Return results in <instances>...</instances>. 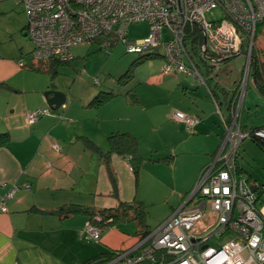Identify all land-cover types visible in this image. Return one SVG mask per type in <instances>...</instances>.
<instances>
[{
	"label": "crops",
	"instance_id": "obj_1",
	"mask_svg": "<svg viewBox=\"0 0 264 264\" xmlns=\"http://www.w3.org/2000/svg\"><path fill=\"white\" fill-rule=\"evenodd\" d=\"M5 16L12 22L8 31L12 32L10 37L14 34L21 39L19 31H22L23 37L28 39L27 15L21 1H0V17ZM25 38L24 45L15 38H11L6 46L0 40V135L9 136L7 144L0 146V201L14 185L18 187L15 195L5 201L7 211L3 212L0 208V264H91L102 254L137 247L141 236L134 221L106 226L101 241L94 244L83 240L86 224L91 220L89 214L63 216L46 212L69 204L88 207L96 212L117 209L121 202L138 201L146 206L149 200L139 193V173L144 167L138 139L144 127L142 111L138 109L142 104L140 97L136 91L128 89L130 82H123L124 89L105 92L113 96L100 107L93 106L92 101H81L83 113L74 120L58 121L54 118L56 116L50 115L28 124L26 115L29 112L48 108L42 99L30 102L31 96L38 93L36 76H48L51 84L54 81L49 74L18 65L22 58L25 63H32L26 56L32 57L33 44L32 49L26 50ZM200 62L204 81L185 73H170L184 74L192 78L187 79L191 83L195 80L205 85L220 113V105L227 104L233 90L227 91L224 80L217 79V74L212 72L214 65L203 60ZM240 82L234 89L236 96ZM48 89L53 91L51 85ZM71 108L70 104L68 115ZM227 109L231 117L233 107L227 106ZM171 118L180 127L184 126L173 119V115ZM196 119L198 124L189 130L194 132L200 127L201 132L207 131L208 121L202 123ZM222 121L224 125L229 122L225 117ZM114 134H129L137 138V153L128 154L124 149L123 153L111 151L109 137ZM195 134L186 135V140L200 139L203 149L182 151L184 140L168 137L165 154L169 157L160 156L155 161L170 166L175 172L181 160L187 159L191 164L188 171L190 180L178 192L181 199L193 189L199 172L210 164L218 150L212 153L214 146H206L203 133ZM56 145L59 151L55 149ZM106 154H109L108 162L117 181V195L105 161ZM133 158L139 163L138 170L132 162ZM153 178L162 183L168 180L160 174H155ZM143 248L139 247V250Z\"/></svg>",
	"mask_w": 264,
	"mask_h": 264
},
{
	"label": "built area",
	"instance_id": "obj_2",
	"mask_svg": "<svg viewBox=\"0 0 264 264\" xmlns=\"http://www.w3.org/2000/svg\"><path fill=\"white\" fill-rule=\"evenodd\" d=\"M28 17L26 35L35 62L74 59L72 48L101 40L109 48L121 41L128 53L146 54L165 46L164 73H185L205 80L201 63L215 65L242 54L253 44L264 20V0H21ZM149 22L147 37L132 41L128 28ZM171 39L163 43L162 31ZM250 59V57H249ZM25 66L24 59L18 61ZM208 76V75H207ZM96 82V81H95ZM225 122L223 138L213 161L199 172L182 204L140 245L116 252L110 264H264V185L239 176L238 149L246 138L264 141V128L243 131L240 106ZM50 108L26 115L33 124L52 115ZM173 119L192 129L196 118L175 111ZM55 149L60 150L56 145ZM27 187V186H26ZM0 201L7 211L6 199ZM109 221L97 217L86 224L83 240L98 243ZM144 246L142 250L139 247Z\"/></svg>",
	"mask_w": 264,
	"mask_h": 264
},
{
	"label": "rangeland",
	"instance_id": "obj_3",
	"mask_svg": "<svg viewBox=\"0 0 264 264\" xmlns=\"http://www.w3.org/2000/svg\"><path fill=\"white\" fill-rule=\"evenodd\" d=\"M11 28L12 22L7 20L6 16L0 17V40L6 46L11 38H15L20 40L21 45H24L25 37H23L22 31H19L21 39L14 34L10 37L12 32L8 33V31ZM149 32V22L132 24L128 28V38L132 41L140 40L147 37ZM25 39L26 46H28L26 50L32 49V43L27 38ZM162 39L163 43L171 39L168 29L162 31ZM100 41L98 39L92 44L82 43L73 47L74 60L68 65L59 67V72L53 79V91L64 94L67 101L64 107L51 116H56L54 118L58 121L74 120L83 113L81 101L90 103L100 92H118L124 89L122 83L126 82L125 77H129L128 89L136 91L142 101L138 109L142 111L144 127L141 130L143 134L138 139L140 153L144 158V167L139 173V175L141 174L139 193L149 200L146 204L148 211L146 223L153 231L172 214L174 209L180 207L183 199L180 198L178 192L190 180L188 171L191 164L188 163L187 159L179 162L176 172L164 163L155 162L160 156L169 157L168 154H165L168 137L171 139L178 137L179 140H184L181 150L189 152L201 150L204 147L200 139L199 141H193V139L188 141L185 136H194V133H197L195 135H202L201 133H203L206 137V146L208 148L214 146L212 149V153H214L225 137L226 128L222 117L229 121L234 118V116L230 117L227 106L233 107V110L236 107L235 113L240 106L239 123L243 131L251 132L264 128V94L257 88L253 77L250 76L251 61L254 60L255 52L262 64L260 73L264 78V27H262V31L257 33L253 44L249 42L247 54H239L229 63L221 62L213 66L212 72L214 75L217 74V79L224 80L223 82L227 84L225 86L227 91L233 90L227 104L220 105V113L205 85L195 80L191 83L187 79L192 78L184 74L163 73L165 64L164 45L140 55L128 53L121 41H115V45L109 48L102 47ZM149 54L152 57L142 58V56ZM248 60L250 66L247 72ZM204 69H206L205 66ZM36 77L38 93L31 96L30 102L36 103L42 99L46 103V93L50 92L48 86L50 87L51 80L44 75L38 74ZM240 80V90L236 96L234 89L238 87ZM70 104L72 108L68 115L67 109ZM175 111H181L190 117L198 118L202 123L208 121L207 131L201 132L199 127L193 132L187 129L185 124L180 127L171 118ZM48 116H42L39 120ZM209 127L212 129L210 130ZM237 165L240 170L239 176L250 180L252 183L264 185L263 144L255 142L252 138H246L238 149ZM155 174H160L168 180L164 183H162L163 181L156 182L153 178ZM188 194L185 193L184 195ZM258 206L263 207L264 201L260 200Z\"/></svg>",
	"mask_w": 264,
	"mask_h": 264
},
{
	"label": "trees",
	"instance_id": "obj_4",
	"mask_svg": "<svg viewBox=\"0 0 264 264\" xmlns=\"http://www.w3.org/2000/svg\"><path fill=\"white\" fill-rule=\"evenodd\" d=\"M262 27H264V20L259 22L256 28V36L259 31H262ZM255 36V37H256ZM115 45V42L111 44V47ZM103 47V46H102ZM249 50V43H245L242 46V54L248 53ZM152 57L151 54L147 56H142V58ZM254 60L251 61L250 66V76L253 77L254 83L257 86V88L264 94V78L260 73L261 63L257 58L256 53L254 52L253 56ZM26 59L31 60L32 63L26 62L24 68H28L30 70H34L37 72H42L49 74L51 79L53 80L55 75L59 72V67L62 65H68L71 61L63 62L60 60H52V61H43V62H35L31 56H26ZM233 59V58H232ZM231 59V60H232ZM230 60H226L225 62H229ZM138 62L136 61V64ZM126 82H128L130 79L129 77H125ZM52 88H54V83L51 84ZM52 92V91H51ZM113 96L112 93H105L101 92L99 93L91 102V104L95 107H100L103 104H105L111 97ZM230 122V121H229ZM255 142L260 143L261 145H264V141H261L256 138H252ZM9 141L8 134L0 135V146H3L7 144ZM109 143L111 146V151L117 152V153H123L124 151L128 152V154L137 153L138 149V140L137 138L129 135V134H114L109 137ZM111 153V152H110ZM109 153V154H110ZM109 154H106L105 161L107 164V168L110 173V178L112 181L113 188L115 190V195H117L118 186L116 178L111 170L110 164H109ZM135 158V157H134ZM134 158L132 159L136 170L139 168V163L137 161H134ZM138 158H135L137 160ZM240 171V170H239ZM47 214L52 215H63V216H69L73 214H89L91 216V220H95L97 217L102 218L103 222L109 221L112 219L108 225L115 224L118 222H129L134 221L137 223L139 230H140V238L145 239L152 230L149 229V226L147 225V216L148 211L147 207L144 203L134 201L132 203H124L121 202L120 207L117 209H111L108 211H92V209L88 207H84L81 205H64L56 210L46 212ZM116 252L114 253H108V254H102L100 258H97L95 262L91 264H110L111 261L116 257ZM90 264V263H88Z\"/></svg>",
	"mask_w": 264,
	"mask_h": 264
},
{
	"label": "water",
	"instance_id": "obj_5",
	"mask_svg": "<svg viewBox=\"0 0 264 264\" xmlns=\"http://www.w3.org/2000/svg\"><path fill=\"white\" fill-rule=\"evenodd\" d=\"M250 60V59H249ZM249 60L247 65V72L249 71ZM46 103L48 108H50L53 112L62 108L66 103V96L59 92L50 91L46 93Z\"/></svg>",
	"mask_w": 264,
	"mask_h": 264
}]
</instances>
